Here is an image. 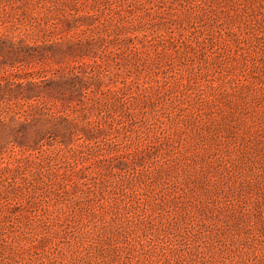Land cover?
Segmentation results:
<instances>
[{"label": "rangeland", "instance_id": "374dc122", "mask_svg": "<svg viewBox=\"0 0 264 264\" xmlns=\"http://www.w3.org/2000/svg\"><path fill=\"white\" fill-rule=\"evenodd\" d=\"M0 264H264V0H0Z\"/></svg>", "mask_w": 264, "mask_h": 264}]
</instances>
